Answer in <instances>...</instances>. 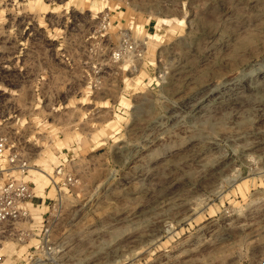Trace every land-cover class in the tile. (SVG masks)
I'll return each mask as SVG.
<instances>
[{
  "label": "rangeland",
  "instance_id": "374dc122",
  "mask_svg": "<svg viewBox=\"0 0 264 264\" xmlns=\"http://www.w3.org/2000/svg\"><path fill=\"white\" fill-rule=\"evenodd\" d=\"M1 135L31 167L0 156V187L31 183L40 213L61 195L56 252L4 264H261L264 0H0Z\"/></svg>",
  "mask_w": 264,
  "mask_h": 264
},
{
  "label": "built area",
  "instance_id": "2783aa9c",
  "mask_svg": "<svg viewBox=\"0 0 264 264\" xmlns=\"http://www.w3.org/2000/svg\"><path fill=\"white\" fill-rule=\"evenodd\" d=\"M110 20V13H103L99 30H107ZM110 58L126 65L129 71H136L139 64L145 60V50L130 30L121 29L118 43ZM0 156H6L10 168L21 174L28 173L31 167L25 154L10 145L7 135L0 136ZM52 179L55 187L59 188L62 185L72 188L79 183L78 177L64 166L57 167ZM36 196L35 187L23 179H9L0 187V264L5 261V250L10 243L30 245L36 240L37 242L30 245L34 248L30 258H33L34 254H43L50 258L56 252L52 231L61 195L57 191L56 197H46L42 204H46L48 200V210L41 213L31 208ZM261 264H264V260Z\"/></svg>",
  "mask_w": 264,
  "mask_h": 264
},
{
  "label": "bare ground",
  "instance_id": "6f19581e",
  "mask_svg": "<svg viewBox=\"0 0 264 264\" xmlns=\"http://www.w3.org/2000/svg\"><path fill=\"white\" fill-rule=\"evenodd\" d=\"M5 262V261H4ZM4 264V263H3Z\"/></svg>",
  "mask_w": 264,
  "mask_h": 264
},
{
  "label": "crops",
  "instance_id": "0c3cea01",
  "mask_svg": "<svg viewBox=\"0 0 264 264\" xmlns=\"http://www.w3.org/2000/svg\"><path fill=\"white\" fill-rule=\"evenodd\" d=\"M41 205V204H40ZM43 212V211H42Z\"/></svg>",
  "mask_w": 264,
  "mask_h": 264
}]
</instances>
